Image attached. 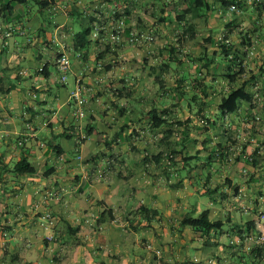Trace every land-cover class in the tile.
I'll use <instances>...</instances> for the list:
<instances>
[{
	"label": "crops",
	"instance_id": "obj_1",
	"mask_svg": "<svg viewBox=\"0 0 264 264\" xmlns=\"http://www.w3.org/2000/svg\"><path fill=\"white\" fill-rule=\"evenodd\" d=\"M191 1L50 0L1 14L0 264H264L239 233L264 212V158H246L264 157V0H205L211 10L185 13ZM87 28L91 45L76 50ZM161 29L173 45L129 43L133 31ZM224 42L245 69L233 82ZM60 52L72 89L59 79ZM241 84L252 103L222 112ZM208 152L219 171L193 166ZM23 156L34 174L4 171ZM205 210L221 229L183 224Z\"/></svg>",
	"mask_w": 264,
	"mask_h": 264
},
{
	"label": "trees",
	"instance_id": "obj_2",
	"mask_svg": "<svg viewBox=\"0 0 264 264\" xmlns=\"http://www.w3.org/2000/svg\"><path fill=\"white\" fill-rule=\"evenodd\" d=\"M14 4L6 3L0 4V16L2 13L13 12L15 4L26 5L29 3L37 5L40 9H46L51 5L50 0H12ZM222 5L226 8H243L245 6L246 0H221ZM233 8V9H234ZM211 10V6L207 4L205 0H192L191 4L185 9V13L194 12L195 14H201V11ZM180 21L185 20V15L179 16ZM92 32L91 28L79 31L75 35V49L83 50L88 49L91 45L89 36ZM222 54H224L223 59L228 63V77L231 82L235 81L238 75L244 73L245 69L243 67V62L238 63V57L234 56L232 52V44L230 42H224L221 47ZM177 54V53H176ZM179 58V56L177 55ZM238 63V64H236ZM236 70L234 73H232ZM163 88V87H162ZM242 101L252 103L253 97L251 93L247 90V84H241L233 87V89L224 97L221 98L219 108L224 113H233L238 110L239 105ZM151 122L153 127H159L164 124L163 118L160 116L152 115ZM93 130L87 131V136L91 135ZM85 140V139H83ZM51 147L54 148L57 152L61 153L62 149L59 145H54L51 142ZM79 148V143L76 145ZM252 161L250 164L252 167H255L258 161L261 158L258 155H252ZM213 161V156H211ZM4 171L12 173L14 175H30L36 172V167L30 161L28 156H23L13 165L5 166ZM146 210V209H145ZM183 224L192 227L197 231L209 234L213 230H218L223 227L225 224L222 220L213 221L210 219L209 211L205 210L199 217H184L182 220ZM239 233L241 234L242 241L251 248V252L256 255V258H263L264 256V244H259L255 239L251 237H260L264 235V222L260 217L253 218L248 220L244 227L240 229Z\"/></svg>",
	"mask_w": 264,
	"mask_h": 264
},
{
	"label": "built area",
	"instance_id": "obj_3",
	"mask_svg": "<svg viewBox=\"0 0 264 264\" xmlns=\"http://www.w3.org/2000/svg\"><path fill=\"white\" fill-rule=\"evenodd\" d=\"M232 7L231 9H233ZM121 24L113 31L112 38L113 39H119L121 36V33L123 32V26ZM156 40V36L152 32H145V31H133L129 37V43L132 45L141 46L144 44H152ZM56 66L58 69V73L60 75V81L66 82L68 75L72 68V62L71 57L67 52H60L56 57ZM72 97L77 101L79 105H83L85 103V98L82 96V89L78 87L73 93ZM81 139L86 138L85 135L83 137H80ZM246 158L250 161H252L251 156H246ZM113 161L109 160V163H112ZM244 172H247L244 170ZM46 217H50V213H47ZM260 219L264 222V212L260 213L259 215ZM256 241L259 244H264V235L257 237Z\"/></svg>",
	"mask_w": 264,
	"mask_h": 264
},
{
	"label": "rangeland",
	"instance_id": "obj_4",
	"mask_svg": "<svg viewBox=\"0 0 264 264\" xmlns=\"http://www.w3.org/2000/svg\"><path fill=\"white\" fill-rule=\"evenodd\" d=\"M189 5H186V7H188ZM251 14V11H247V15H245L246 16V21L247 22H253L252 21V19L248 16L249 14ZM187 26V25H186ZM189 26V25H188ZM168 31V30H167ZM155 34V33H154ZM170 33L169 32H167V33H165V32H163V30L161 29L157 34H155V36H156V40H155V42L154 43H157V44H159V45H164V46H166V47H169V46H171V45H173V43H174V41H173V37L172 36H170L169 35ZM153 43V44H154ZM180 45L182 46L183 44L182 43H180ZM133 46H135V47H139V46H137V45H133ZM180 58V57H179ZM50 69H51V71L52 72H54L55 73V70H54V68L51 66L50 67ZM59 75V74H58ZM59 79H60V75H59ZM67 81H69V84H68V87H69V89H72L73 88V86H74V84H73V82H72V80H71V78H69V75H68V78H67V80H66V82ZM65 82V83H66ZM164 93H166V98H168L169 97V90H165L164 91ZM184 101V100H183ZM58 141H61V138H59L58 139ZM183 145V144H182ZM188 152L189 153H191V151H190V149L188 150ZM69 156L70 157H74L75 156V153H71V151H69ZM209 156H210V153L208 152V153H206V154H202V155H198V156H196L195 157V159L193 160V166L196 168L197 166H195V165H197L198 163H200V162H203V161H208V163H207V167L206 168H203L201 165V167H200V169L204 172V173H206V170H207V168H209V169H211L212 168V170L214 171V172H216V171H219V168H218V163H217V160H213V161H211V160H209L208 158H209ZM242 164H244L242 167H241V172H243L244 171V166H245V170L248 172V170L251 172V169L246 165V163L245 162H243ZM248 164H249V162H248ZM240 166V165H239ZM250 166H251V164H250ZM211 167V168H210ZM199 170V169H198ZM197 170V172L196 173H198L199 171ZM246 172V173H247ZM195 173V172H194ZM195 173V174H196ZM192 214H194V213H192ZM195 216H197V217H199V215L198 214H196L195 213ZM233 260H239V259H233ZM237 264H240V262L239 261H237L236 262ZM247 264H249V263H247Z\"/></svg>",
	"mask_w": 264,
	"mask_h": 264
}]
</instances>
